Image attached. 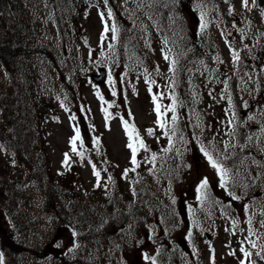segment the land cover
Segmentation results:
<instances>
[{
	"label": "rangeland",
	"instance_id": "1",
	"mask_svg": "<svg viewBox=\"0 0 264 264\" xmlns=\"http://www.w3.org/2000/svg\"><path fill=\"white\" fill-rule=\"evenodd\" d=\"M83 4L79 22L85 40L63 47L49 0H0V31L29 25L28 32L46 41L58 55L54 61L68 66L72 78L64 89L59 65L38 63L26 53L8 57L7 63L0 60V95L10 100L12 86L33 77L35 90L48 98L50 113L40 128L44 139L27 137L20 152L0 149V235L30 249L7 251L3 263L63 264L59 260L85 254L99 264H153V259L154 264H264V89L257 95L264 87V5L256 0H248L247 7L242 0ZM202 23L207 27L202 29ZM190 46L198 50L176 93V57ZM99 67L107 71L102 85L89 78ZM146 79L154 81L151 93ZM229 96L233 121V112L226 113ZM173 101L175 123L166 110ZM156 104L161 105L163 129ZM123 121L134 125L147 145L136 154L138 166L132 163ZM173 128L181 138L176 148L164 140ZM223 129L256 155L249 170L235 172L240 187L233 190L221 186L201 150L213 158L222 155L220 147L228 141L221 136ZM70 168L76 173L73 180L65 174L52 185ZM205 178L207 198L201 201L197 188ZM71 181L72 187L61 191ZM244 188L257 196L251 208L243 201ZM134 194L139 195L137 211L123 216ZM108 222H120L113 236L80 240L89 226L93 230ZM155 233L161 248L147 240Z\"/></svg>",
	"mask_w": 264,
	"mask_h": 264
},
{
	"label": "trees",
	"instance_id": "2",
	"mask_svg": "<svg viewBox=\"0 0 264 264\" xmlns=\"http://www.w3.org/2000/svg\"><path fill=\"white\" fill-rule=\"evenodd\" d=\"M84 0H49L52 19L56 32L58 33L61 41V45L66 47L67 45L79 44L85 40V28L80 24L81 12ZM179 3L188 4L191 0H177ZM75 18H72V17ZM29 26V25H28ZM28 26L26 29L13 30L11 33L8 30L0 31V60L4 63L8 62V57L18 55L19 53H26L30 57L33 56L38 63L44 65L50 63L56 65L58 55L50 52L44 42H46L41 36H35L28 32ZM193 44V41H192ZM194 56V48L190 47L183 54H180L177 60V79L173 83L172 90L178 93L183 86L182 74L186 66L190 63ZM53 62V63H51ZM48 69L49 66L43 67ZM61 84L64 89H67L72 80L68 66L59 65L57 69ZM67 72V75L64 73ZM42 71L39 72V75ZM1 85V82H0ZM13 87V92L10 100L0 95V149L7 152H20L23 142L27 137L34 139H44L46 136L45 131H40L42 123L50 117V113L47 109L48 98L44 95L40 96L34 87V78L32 77L28 83L21 87ZM1 90V88H0ZM1 93V91H0ZM171 136V145L176 147L179 143L178 135ZM165 141H169V136L164 138ZM38 152L41 157L49 159L48 155L39 149L32 150ZM242 154L233 156L231 153H227L224 157L218 158L216 161L223 167L227 168L230 164H237L241 161ZM228 175L225 177V188L233 190L236 186V176H234L231 170H227ZM73 169H69L61 176L54 178L53 184H58L59 178H62L65 174H69L70 179L73 180ZM78 179V174L75 176V180ZM11 181L9 178L8 181ZM2 179L0 178V187L2 186ZM70 188L73 182H68L61 187V191L65 186ZM245 199L247 205L255 204V196L247 188L243 189L241 193ZM139 195L135 197V200L131 202L129 206H126L123 216H129L131 213L137 211L139 206ZM248 200V201H247ZM112 210H110L111 213ZM120 222H108L102 224L98 228L92 230L89 226L82 234L80 240L85 242H100L103 238H109L113 236L115 230H117ZM159 233L152 234L149 240L157 244L158 248L162 247L160 242ZM24 249L22 244L13 242L8 236L0 235V252L4 256L7 251H21ZM63 264H99L95 259L85 254H77L66 260H59Z\"/></svg>",
	"mask_w": 264,
	"mask_h": 264
},
{
	"label": "snow or ice",
	"instance_id": "3",
	"mask_svg": "<svg viewBox=\"0 0 264 264\" xmlns=\"http://www.w3.org/2000/svg\"><path fill=\"white\" fill-rule=\"evenodd\" d=\"M105 3H107V0H105ZM247 4H248V0H242V5L247 7ZM231 8L229 9V13L231 14ZM203 13L201 14V19L203 20ZM103 16L104 14L101 13V17L103 19ZM108 16L111 17L112 16V10L109 9L108 10ZM235 27V25H233ZM207 27V23H202L201 24V28H206ZM109 31V27L107 24H105V28H104V32H108ZM111 32L112 33H115L116 32V28L115 26H113L111 28ZM113 39H115V35H113L112 37ZM102 39H103V33H102ZM109 47H111V45H109ZM247 47V45H246ZM165 59H168L167 56H165ZM233 59L234 60H238L239 57L238 55L234 54L233 55ZM173 63H175V61H173ZM111 79V77H109ZM146 83L149 84V92L151 93L152 89H151V83H154V81H147L146 79ZM225 85H227V82L225 81ZM115 95V92L113 93ZM153 101L155 102L156 101V96L153 95ZM229 103H231V97L229 96ZM167 111H171L173 113L172 115V121L173 123H175L176 119H177V116L175 115V101H173V104L167 106L166 108ZM155 111L157 113V124L158 126L163 129L165 128V123L161 121L160 117L162 115L161 113V105L159 104H156L155 106ZM123 126L125 128V132H126V135L128 136V139H129V143L127 144V147L129 149H131V152H132V163L133 165H137V161H136V154L137 152L140 150V149H145L147 150V145H145L143 139L139 136V134L136 132V129H135V126L134 125H129L127 123V121H123ZM148 134L149 135H152L153 134V130L152 129H148L147 130ZM165 136H168V132H165L164 133ZM172 134L175 135V129L173 128L172 129ZM79 139V130L77 129V132H76V135L74 137H72V140H71V143H72V151L73 152H76V144H75V141ZM249 140L252 139V137H249L248 138ZM169 142L171 143V136H169ZM138 145V147H137ZM82 146V145H81ZM205 156H207L208 158V161L209 163L211 164V166L216 170V172L220 175V183H221V186H225V177L228 175V172H227V169L223 168L216 160L213 159V156L211 154H209L206 150H204L203 148L201 149ZM155 157L153 156V159ZM69 157H68V154L66 153L65 154V163H67ZM138 166V165H137ZM93 169H94V175L99 177V173L95 171V166H93ZM134 170V169H133ZM128 170H125V174L127 173ZM207 187H208V181H207V178H205L204 180H202L200 182V185L198 186L197 188V192L200 193V195L197 196V199L198 200H201L203 201L205 198H207ZM238 197H235L233 195V199H237ZM247 207V206H246ZM249 223H251V221H249ZM251 234V233H250ZM253 247H255V244H253ZM241 252H244V255L245 256H249L250 253L246 252L243 248H241ZM257 255H260V253H257ZM0 264H3V257L2 255H0ZM153 264H154V259H153ZM241 264H244V262L242 261Z\"/></svg>",
	"mask_w": 264,
	"mask_h": 264
},
{
	"label": "water",
	"instance_id": "4",
	"mask_svg": "<svg viewBox=\"0 0 264 264\" xmlns=\"http://www.w3.org/2000/svg\"><path fill=\"white\" fill-rule=\"evenodd\" d=\"M258 2L261 4L264 2V0H258ZM91 77L97 82L101 83L104 80L105 77V69L100 68L98 74H91Z\"/></svg>",
	"mask_w": 264,
	"mask_h": 264
}]
</instances>
